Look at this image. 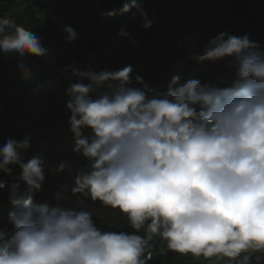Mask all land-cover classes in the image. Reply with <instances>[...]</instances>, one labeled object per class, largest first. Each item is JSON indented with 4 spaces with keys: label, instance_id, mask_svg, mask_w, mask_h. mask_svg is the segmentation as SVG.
<instances>
[{
    "label": "clouds",
    "instance_id": "1",
    "mask_svg": "<svg viewBox=\"0 0 264 264\" xmlns=\"http://www.w3.org/2000/svg\"><path fill=\"white\" fill-rule=\"evenodd\" d=\"M122 12L152 27L136 0ZM63 30L66 43L78 39L71 26ZM48 52L34 30L0 18V54L18 57L20 72ZM190 59L222 63L232 77L221 86L173 75L154 91L131 65L97 72L73 61L63 69L77 78L65 92L72 151L87 163L73 171L43 154L25 162L33 137L6 139L0 173L17 180L19 168L20 176L7 188L11 228L0 229V264H150L161 242L206 261L264 262V47L250 34L221 32ZM48 173L71 182L57 184L54 202L38 201ZM117 217L133 231L112 230L124 227Z\"/></svg>",
    "mask_w": 264,
    "mask_h": 264
},
{
    "label": "trees",
    "instance_id": "2",
    "mask_svg": "<svg viewBox=\"0 0 264 264\" xmlns=\"http://www.w3.org/2000/svg\"><path fill=\"white\" fill-rule=\"evenodd\" d=\"M136 2L152 19L151 28L144 29L139 18L133 19L130 13L122 12L131 0H0V18H12L15 23L34 30L49 50L46 58H29L34 69L27 75L17 69L18 57L5 58L0 54V147L9 137L19 140L25 134L33 137L37 132H47L52 138V149L73 171L87 163L72 151L73 134L68 124L71 113L66 108L65 92L77 78L71 72H62L73 61L79 70L90 66L97 72L131 65L133 74H140L151 90L164 91L173 75H180L181 82L199 78L221 86L231 79L232 71L224 69L222 63L201 64L190 59L193 52L221 32L250 34L252 40L264 47V0ZM109 12L114 15H108ZM65 26L78 33L73 43L65 42ZM122 28L136 40L135 46L119 34ZM40 152L34 145L25 162ZM13 175L17 180L0 173V180L6 184L0 190V229L11 228L8 213L12 205L7 199V188L19 182L20 169L15 168ZM46 175L37 200L54 202L57 184L71 181L64 175ZM60 195L75 199L71 193L60 192ZM85 203L100 215L107 211L99 202L98 206L91 201ZM115 219L124 227L112 230L133 231L126 221ZM97 224L104 227L102 221ZM152 255L150 264H228L226 259L206 261L203 257L167 250L166 242H161Z\"/></svg>",
    "mask_w": 264,
    "mask_h": 264
},
{
    "label": "rangeland",
    "instance_id": "3",
    "mask_svg": "<svg viewBox=\"0 0 264 264\" xmlns=\"http://www.w3.org/2000/svg\"><path fill=\"white\" fill-rule=\"evenodd\" d=\"M30 69H34V66H32V64H30ZM33 143L41 151L40 154L46 156L50 162L59 163L63 160L58 156L57 152L52 149V138L47 132L35 133V135L33 136ZM95 205L98 206V203H96Z\"/></svg>",
    "mask_w": 264,
    "mask_h": 264
}]
</instances>
